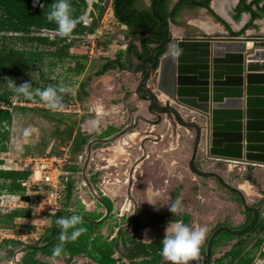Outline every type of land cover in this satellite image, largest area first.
I'll return each mask as SVG.
<instances>
[{
  "label": "rangeland",
  "instance_id": "1",
  "mask_svg": "<svg viewBox=\"0 0 264 264\" xmlns=\"http://www.w3.org/2000/svg\"><path fill=\"white\" fill-rule=\"evenodd\" d=\"M146 3L147 0H139L136 6L142 8ZM36 6H30L31 10ZM86 7L84 11L80 9L78 16L73 15L79 18L75 34L64 37V42L59 44L53 43V38L59 36L56 31L36 27L26 35L9 33L10 39L0 40V50L4 52L0 53V95L10 103V120L0 123V146L1 139L6 143V151L2 152L5 154L0 153V167L28 171L29 165L25 162L28 156L58 155L66 151L72 163L66 166L72 173L70 212L77 211L94 221L106 215L105 207L109 213L97 224L81 219L77 227L85 231L75 240L63 241V252L58 257L53 258L52 251L62 243L61 231L49 247L27 248L17 253L23 247L43 245L46 238L52 237L47 230L51 224L44 221L43 237L27 240L23 245H7L10 248L2 252L0 264H170L160 255V248L165 226L171 220L207 229L199 257L190 264H205L206 244L220 228L227 232L213 239L209 264H230L231 255L227 253L232 254L235 262L247 258L252 262L261 261L264 232L252 230L255 217L256 221L264 219V167L251 165L241 170L239 164L206 157L204 141H200L197 149L200 154L194 161L196 169L214 172L232 187L247 184L240 190L247 207L238 193L226 189L213 177L192 173L187 163L194 140L193 129L179 126L168 113L149 112L147 99H141L136 93L142 74L125 69L127 46L132 43L140 52L139 35L133 38L129 29L114 16L113 0H99L94 4L93 11L89 12L90 24L83 26L80 17ZM41 37H47L48 42L40 40ZM67 43L72 44L68 49L64 46ZM117 61L123 69H109L101 76L96 75L104 65ZM138 63L131 55V65ZM9 78L17 86L30 82L33 90L49 85L69 89L61 94L63 109L54 111L37 96L28 99L17 94L8 87ZM153 81L152 76L148 85L152 86ZM165 103L167 100L159 102ZM172 107L183 121L201 122L187 109L175 104ZM58 115L64 116L58 119ZM85 121H90L91 126ZM126 126L131 129L118 135ZM116 135L110 141H92ZM11 183L0 179L2 241L11 239L10 234L19 235L18 231L29 228L27 220L8 222L4 218L22 209H11L8 195L22 199L26 196L24 190L10 193ZM177 197L181 198L183 211L172 215L168 207ZM193 198L195 201L190 204ZM12 203L18 204L17 198ZM146 230L147 238H151L148 243L142 241H146Z\"/></svg>",
  "mask_w": 264,
  "mask_h": 264
},
{
  "label": "water",
  "instance_id": "2",
  "mask_svg": "<svg viewBox=\"0 0 264 264\" xmlns=\"http://www.w3.org/2000/svg\"><path fill=\"white\" fill-rule=\"evenodd\" d=\"M116 13L122 18L134 15L139 30L145 34L138 42L148 52V56L139 62L143 75L136 87L137 95L147 99V108L153 114L169 112L179 126L193 129L194 140L187 163L192 173L200 177H213L226 189L238 192L225 184L216 173L197 170L194 161L203 139L206 157L234 164L264 166V74H255L264 71V37L177 38L172 36L169 28L156 30L144 27L137 8ZM155 35H165L166 38L160 40ZM144 40H151L162 47L163 53L159 55L154 68L156 73H153L149 65L156 51L151 44L143 43ZM248 42L252 43L254 49L245 52ZM168 49H171L170 53H166ZM177 50L178 54H171ZM126 59V70L136 72V66H130L129 53H126ZM244 61L246 74L243 76ZM152 76L154 82L150 87L148 82ZM160 95L166 98L167 105L159 104ZM172 104L196 114L201 124L193 119L183 121ZM128 129L131 126L125 127L118 135L125 134ZM238 194L243 206L247 207L241 194ZM99 202L104 206L102 201ZM105 212L108 215L107 207ZM72 215H78L90 224L100 223L106 218L105 215L94 221L77 211H71L64 217ZM60 231L58 225L56 232L45 244L34 248L23 247L17 253L27 248L43 250L49 247ZM212 238L206 244L205 264H209Z\"/></svg>",
  "mask_w": 264,
  "mask_h": 264
},
{
  "label": "trees",
  "instance_id": "3",
  "mask_svg": "<svg viewBox=\"0 0 264 264\" xmlns=\"http://www.w3.org/2000/svg\"><path fill=\"white\" fill-rule=\"evenodd\" d=\"M136 1L137 0H117L115 2L114 6V0H113V14L114 16L123 24L125 25L133 38L137 37V35L141 34V31L139 30L137 26V22L132 18H122L119 17L116 13V11L119 12H124L128 9H132L136 7ZM210 0H204L202 2L196 1V0H181L179 3H187L191 6L195 7H203L207 11H211L208 7ZM53 2V0H38V4L35 9L31 10L30 8V0H0V40H6L7 37L9 38L11 35H8L9 33L13 34H23L26 35L29 33V30L31 28H38L39 30L43 29H49L56 31V25L53 23H50L46 19V12L48 11V5H50ZM71 6H72V14H76L78 16V12L84 11L86 7V2L85 0H70ZM178 5V4H177ZM167 0H150V5L147 8H144L142 11V23L143 26L149 29H163L166 28L167 25ZM93 31V30H92ZM75 34V31L74 33ZM10 39V38H9ZM53 43H61L64 42V38H61L60 36H55L53 38ZM43 42H48L47 37H41ZM150 42H145V44H149ZM65 48H70L72 46L71 43H67L64 45ZM162 47L157 46L155 48V55L152 58V60L149 62V65L151 69H154L157 65L158 62V57L161 54ZM13 52V51H11ZM0 53H4L3 50H0ZM126 53H129L130 55H134V57L140 62L141 59L144 57L148 56V52L145 51L142 47L140 49V52L137 51L136 47L134 44H129L126 48L125 51V57ZM127 63V59H126ZM115 65V66H114ZM123 69L121 67V64L117 61V63H107L104 65V67L96 73V75L101 76L105 73L106 70L109 69ZM144 99V98H143ZM0 103L2 105L0 108V123L2 121H9L10 120V114L8 112V108L10 107V103L7 97H4L3 95H0ZM58 119H62L61 117L64 115H58ZM80 128V127H79ZM77 128V130L79 129ZM81 132V129H80ZM1 146H0V153L6 151V143L4 140L1 139ZM72 154V151H71ZM1 164V163H0ZM72 166V165H71ZM30 172L29 171H11V170H4L0 167V179L3 180H10L12 183L9 187V192L13 193L15 191H23L24 188L20 185V183L24 180H26L29 176ZM66 207L70 206V201L69 197L72 194V183L69 182L67 185V190H66ZM26 198V197H25ZM70 210L65 209V210H60L57 211L54 215H52V221H53V226L50 229V235L53 236V234L56 232V220L62 217H64L67 213H69ZM6 221L11 222L14 218H26L30 219V210L28 209H19V210H14L10 212L9 214L5 215L4 217ZM254 228L253 232H264V219L253 222ZM30 227L29 225H27ZM58 227V225H57ZM251 227V226H250ZM249 227V228H250ZM222 232H227L226 229L220 228L213 239L219 235V233ZM213 239L210 242V248L213 244ZM49 238H46V241H49ZM14 245L16 246L18 243L12 240H4L2 241V245H0V251L4 249L5 246L7 245ZM32 248V247H29ZM34 248V247H33ZM226 255H231L230 258V264H252V259H242L240 261L235 262L234 257L232 256L231 253H227Z\"/></svg>",
  "mask_w": 264,
  "mask_h": 264
},
{
  "label": "clouds",
  "instance_id": "4",
  "mask_svg": "<svg viewBox=\"0 0 264 264\" xmlns=\"http://www.w3.org/2000/svg\"><path fill=\"white\" fill-rule=\"evenodd\" d=\"M46 19L48 22L56 25L55 30L61 38L70 37L79 22V18L74 17L72 14L70 0H53V2L48 5ZM171 54H178V50ZM7 83L9 88L13 89L17 94H22L28 99H32L34 96L39 97L40 102L54 111L63 109L64 105L62 103L61 94L69 91L67 88L56 87L54 85H49L43 89L37 88L33 90L30 82H24L17 86L10 78ZM27 134L26 130L25 135ZM149 204L155 206L152 203ZM156 210H159V208H156ZM168 210L172 215L182 212L181 198L177 197L168 207ZM56 223L61 228L62 243L53 249V258L62 254L63 241L75 240L85 231L83 227H77V225L81 223V218L78 215L60 217L56 220ZM69 229H72V231L69 232ZM146 233L147 230L145 232V239L151 242V240L147 238ZM206 233V227H190L188 224L180 221L171 220L165 226L164 236L161 239L160 255L170 262V264H190V262L198 259L201 245L206 238Z\"/></svg>",
  "mask_w": 264,
  "mask_h": 264
},
{
  "label": "crops",
  "instance_id": "5",
  "mask_svg": "<svg viewBox=\"0 0 264 264\" xmlns=\"http://www.w3.org/2000/svg\"><path fill=\"white\" fill-rule=\"evenodd\" d=\"M180 1L181 0H172V2L170 3V0H167L168 11H166L167 13L166 20L169 31L171 32L173 37H177V38L194 37V36L264 37V0H210L208 7L211 11H207L203 7L191 6L185 2L179 3ZM196 1L202 2L204 0H196ZM151 45L153 46L154 49L157 48L156 44H151ZM253 49L254 47L252 43L248 42L247 45L245 46V52L252 51ZM170 52L171 49H168L166 53H170ZM162 53L163 50H161V54ZM152 71L153 73H156L154 69ZM258 73L264 74V71L255 72V74ZM245 74L246 71H245V61H244L243 76ZM84 116L87 117L89 115H84ZM85 122H88L87 125L91 126L90 121H85ZM109 139H111V137L107 136V138H102L97 140L95 139L92 141H106ZM69 144L71 143L69 142ZM1 154H5V153H1ZM199 154L200 153L197 150L195 160ZM239 165H240L239 168L241 170H247L248 166H251L244 164H239ZM258 167H264V166H258ZM250 178L251 180H254L253 176ZM243 186L247 187L248 185L245 183H240V186L237 185V187L234 188L237 189V191L240 193V190H243L242 188ZM190 192H192V190H190ZM199 197H201V195ZM194 201H195L194 198L190 199V204ZM210 204L212 206V204L214 205L215 203H210ZM14 219L29 221V219L26 218H14ZM49 225L50 226L47 228L48 232H50V229L53 226V221L49 223ZM21 233L22 232L18 231L16 234H21ZM148 239L151 240L150 237ZM4 240H12L17 242L18 244L23 245L22 242L18 241L15 238L13 239L6 238ZM142 241L144 243L149 242L148 240L144 241L143 239ZM0 245H2V238H0ZM6 248L9 249L10 247L5 246L4 249L0 251V259L3 255L2 252ZM14 255L15 256L13 258H16V253Z\"/></svg>",
  "mask_w": 264,
  "mask_h": 264
},
{
  "label": "built area",
  "instance_id": "6",
  "mask_svg": "<svg viewBox=\"0 0 264 264\" xmlns=\"http://www.w3.org/2000/svg\"><path fill=\"white\" fill-rule=\"evenodd\" d=\"M98 1L85 0L86 11L80 17L83 26L90 24L89 12L93 11V5L98 3ZM37 3L38 0H30V6L34 7ZM66 148L69 149V146ZM59 149L61 151L64 150L63 147H59ZM64 153H59L58 155L38 154L25 158L26 164L29 165L28 171L30 174L20 185L24 188L26 198L23 197L22 199L19 196L8 195V201L11 209L22 208L30 210L28 224L30 227L28 230L24 229L16 237L10 234L9 237L11 239L15 238L23 244H26L27 240L37 241L45 234L44 221L51 223L52 215L57 211L70 210L71 206L66 207V190L72 173L66 169V166H71L72 163L69 153L67 154L66 151ZM26 192L33 195L29 196ZM16 198L18 204L12 203ZM252 264H264V258Z\"/></svg>",
  "mask_w": 264,
  "mask_h": 264
},
{
  "label": "flooded vegetation",
  "instance_id": "7",
  "mask_svg": "<svg viewBox=\"0 0 264 264\" xmlns=\"http://www.w3.org/2000/svg\"><path fill=\"white\" fill-rule=\"evenodd\" d=\"M139 0H137L136 1V3L138 2ZM147 2L148 3H146V5H144L142 8H137V6L135 7V8H137L139 11H140V13H141V18H142V11L144 10V8H147V7H149V5H150V0H147ZM116 4H115V0H114V6H115ZM132 9H134V8H132ZM129 10V9H128ZM127 11V10H126ZM132 17H134V19L136 20V18H135V16L134 15H132V16H129V17H126V18H132ZM143 24V23H142ZM125 26V25H124ZM126 27V26H125ZM127 28V27H126ZM166 28H168V24L166 25ZM166 28H163V29H166ZM157 30V29H156ZM145 36V34L144 33H142L141 32V34H139V37H138V41L139 40H141L143 37ZM154 37H156V38H158V39H160V40H164L165 38H166V36L165 35H155ZM145 42H150L149 44H155L154 42H152L151 40H144L143 41V43H145ZM157 46H159L158 44H156ZM161 47V46H160ZM132 67L134 66V65H131ZM136 72L138 73H141L142 75H143V72L141 71V66H140V64L138 63V65H136ZM166 105H167V103H166ZM148 111L149 112H152V110L151 109H148ZM166 113H168V114H170L169 112H166ZM127 127V126H126ZM215 234L216 233H213L212 235H211V237H214L215 236ZM213 239V238H212Z\"/></svg>",
  "mask_w": 264,
  "mask_h": 264
},
{
  "label": "bare ground",
  "instance_id": "8",
  "mask_svg": "<svg viewBox=\"0 0 264 264\" xmlns=\"http://www.w3.org/2000/svg\"><path fill=\"white\" fill-rule=\"evenodd\" d=\"M160 101H166V98L163 96V95H160L159 98H158Z\"/></svg>",
  "mask_w": 264,
  "mask_h": 264
}]
</instances>
